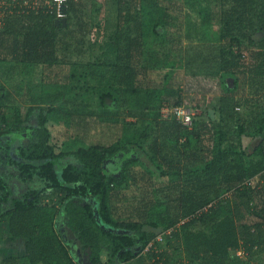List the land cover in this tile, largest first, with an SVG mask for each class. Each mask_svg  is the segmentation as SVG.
<instances>
[{"label": "trees", "instance_id": "16d2710c", "mask_svg": "<svg viewBox=\"0 0 264 264\" xmlns=\"http://www.w3.org/2000/svg\"><path fill=\"white\" fill-rule=\"evenodd\" d=\"M8 1L10 9L0 27V62L21 72L38 64L55 67L61 62L59 30L69 24L76 2L70 1L65 26L50 12L24 5L25 0ZM107 1L115 3L117 20L108 60L101 64L127 84L120 87L123 98L141 110L138 115L130 110V114H136L135 123L145 117L146 125L126 141L119 138L110 144L79 145L57 153L44 126L47 115L42 107L39 140L20 147L17 153L6 145L8 161L21 167L24 179L38 175L46 187L42 193H27L32 198H14L2 212L10 188L0 179V216L7 221L12 237L25 239L26 249L23 256H8L0 264H80L57 225L63 202L67 203L68 226L91 248L92 264H104L105 246L113 255L130 256L136 243L130 231L141 230L147 223L160 230L140 232L144 248L162 232L163 241H156L161 251L164 242L183 244L191 264L205 255V264H250L238 261L237 252L244 250L250 257L264 251V139L253 152L255 159L250 160L242 148V137L249 132L251 120L244 118L240 108L244 103L257 105L259 97L253 96L264 91V0H196L198 20L188 24L187 0ZM195 39L205 40L207 47L188 59L186 41ZM246 41L256 45L248 56L243 49ZM166 56L168 71L160 65ZM196 68L222 78L221 94L209 115L195 113L192 127H187L176 117H163L162 108L166 103H186L180 86L183 71L194 73ZM4 85L0 81V124L15 128L14 120H22L11 114L12 105L5 106L6 98L12 101L13 94ZM100 89L101 100L112 101L110 90ZM248 94L253 96L246 97ZM29 95L27 102L43 98L38 92ZM34 108L30 106L28 114ZM253 131H264V122L262 126L255 123ZM129 141L148 148L156 165L151 168L137 164L136 158L123 159L121 175L129 181L132 194L116 186L122 180L108 173L105 163L115 155L125 157L131 150ZM66 155H73L76 161L58 172L53 159ZM49 188L50 193L46 192ZM88 196L99 206L75 202ZM161 251L149 252L159 256L157 264H181L172 261L171 250Z\"/></svg>", "mask_w": 264, "mask_h": 264}, {"label": "rangeland", "instance_id": "374dc122", "mask_svg": "<svg viewBox=\"0 0 264 264\" xmlns=\"http://www.w3.org/2000/svg\"><path fill=\"white\" fill-rule=\"evenodd\" d=\"M74 1L76 5L70 15L69 26L67 25L64 29L59 30L58 55L61 60L60 63L53 68L38 64L27 67L25 72H21L18 68L13 66L8 68L7 63L2 64L0 62V81L13 94L12 101L6 98L7 104L5 106L10 107L12 105L11 114L14 118L20 115L22 120V122L14 120L15 128L12 125L8 128H2V124H0V179L5 181V187L10 188L7 201H3L2 212L12 205L14 198L21 200L26 197L32 198L33 194L26 196L31 190L45 192L43 189L46 187V182L38 175L25 180L21 167L17 163H10L8 161L10 158L9 152H6V145L8 144L17 153L20 147L33 145L39 140V129L43 127L39 122L42 107L44 108L43 113L47 115L44 126L49 131V140L54 144L57 153L71 148L74 149L79 145L87 146L91 143L110 144L119 138L126 141L132 134H139L140 130L146 125L147 120L145 117L139 118V121L135 123L137 120L136 114L138 115L141 110L138 111L139 108L136 105H128V101L123 98V92H120V89H122L120 87L125 88L127 84L120 83L116 76L114 77L113 72H110L108 68L106 69L101 64V61L108 60L106 53L110 54L108 49L112 47L111 44L114 42L111 34L114 33V22L117 20L115 3L107 0ZM196 8V0H187L186 24L192 20H198ZM206 44L203 39H195L192 42L187 40L185 45L189 54L188 59L198 55V52L207 47ZM255 46L246 41L243 49L246 50L247 56L256 49ZM243 61L245 60L243 59ZM247 61L250 62L251 59L249 58ZM160 65L163 66L164 71L170 70L167 56L165 60H160ZM183 76L185 77L180 86L182 87V94L187 99L185 104L188 108H191V112L194 114L200 112L208 114V111L213 110V106L218 102L221 94L220 82L222 78L202 72L199 68H196L194 73L183 71ZM100 88L104 89L105 92L110 90L114 97L111 98L112 101L105 102L101 100L102 91ZM30 92H38L44 96L42 95L43 98L37 102H27L30 99ZM82 94H84V97H82ZM116 95L118 100H116ZM248 95L246 97L251 98L253 96ZM257 97H259L257 105L244 103L240 108L244 118L251 120V125H249L251 128H248L249 132L244 133L242 137V148L250 154H247L250 160L255 159L253 152L264 139V131H260L261 133H254L255 131H253L255 123L262 126L264 122V91L261 96H253V99ZM27 98L28 100H26ZM19 102L23 103L17 104ZM0 105H2V100H0ZM30 106H35V108L28 114ZM109 108H111L110 111ZM112 109H114V113ZM130 110H136L137 112L135 115H131ZM81 113H84L85 120L81 119L83 118ZM255 116L257 118H253ZM151 140L152 138H150ZM126 143L131 150L125 157L115 155L113 158L107 159L105 163L106 171L110 174H116L118 179L122 180L116 182V186H122L123 191L132 194L133 190L129 181L121 175L123 159L136 158L135 162L137 164L151 168H156V165L148 148L139 147L135 141ZM75 161L73 155L57 156L53 159L55 169L58 172L69 162ZM46 192L50 193L52 189L49 188ZM0 193H3L1 186ZM228 194L225 193V195ZM43 200L49 202V198ZM75 202L80 204L92 202L95 206L98 205V201L93 196H88L87 199L80 198ZM66 204L63 202L59 207L58 228L64 240L72 248L76 260L80 264H87L91 259L90 249L82 244L78 233L68 226L69 215ZM120 204L124 206L126 203L120 202ZM95 217L99 220L98 213H95ZM105 228L108 227L105 226ZM159 230L160 228H155L148 223L141 230L136 228L131 230L130 234L136 238V243L132 247V254L127 257H123L119 253L113 255L109 247L105 246L102 251V262L104 264H157L155 261L159 256L151 255L144 249V239L140 236V232H157ZM24 240L22 237H12L7 221L1 218L0 262L11 255L23 256L26 252ZM164 243L161 247L162 251L164 249L171 250L172 261L176 260L181 264H191L190 257L183 244ZM234 254L236 253L234 252ZM240 257L238 261L244 259L245 262L250 264H264V251L255 253L250 257L243 253ZM206 261L207 255L195 262L196 264H205Z\"/></svg>", "mask_w": 264, "mask_h": 264}, {"label": "built area", "instance_id": "2783aa9c", "mask_svg": "<svg viewBox=\"0 0 264 264\" xmlns=\"http://www.w3.org/2000/svg\"><path fill=\"white\" fill-rule=\"evenodd\" d=\"M71 0H25L24 5L34 8L37 11L41 8L44 12H50L57 19L61 20L63 18H67L69 16V7ZM10 3L8 0H0V27L4 25V17L5 13L10 9ZM17 6V4H14ZM239 108V107H238ZM162 114L165 118L170 116L176 117L183 125L187 127H192L193 125V112H191V108H188L184 103L183 105L173 106L169 104H165L162 108ZM250 183V181H249ZM211 205V204H210ZM182 222H185L184 220ZM174 228L169 229L166 233H171ZM164 233H159L156 240L150 242L146 250H151L155 248L157 251L156 241H163ZM244 250H238V254L242 255Z\"/></svg>", "mask_w": 264, "mask_h": 264}, {"label": "water", "instance_id": "95a60500", "mask_svg": "<svg viewBox=\"0 0 264 264\" xmlns=\"http://www.w3.org/2000/svg\"><path fill=\"white\" fill-rule=\"evenodd\" d=\"M59 21H62L65 26L68 24V19L67 18H63L61 20L57 19V22H59ZM91 252L92 251H90L89 254H91ZM87 264H92L91 259H90V261Z\"/></svg>", "mask_w": 264, "mask_h": 264}, {"label": "clouds", "instance_id": "9594fccd", "mask_svg": "<svg viewBox=\"0 0 264 264\" xmlns=\"http://www.w3.org/2000/svg\"><path fill=\"white\" fill-rule=\"evenodd\" d=\"M239 109V108H238ZM161 233V232H160ZM159 234V233H158ZM157 248L159 249V251H157L155 248H153L157 253L161 251L160 247L158 245H156ZM147 247V246H146ZM146 247L144 249H146ZM152 250V249H151ZM151 250H147L148 252H150Z\"/></svg>", "mask_w": 264, "mask_h": 264}, {"label": "flooded vegetation", "instance_id": "af4514ba", "mask_svg": "<svg viewBox=\"0 0 264 264\" xmlns=\"http://www.w3.org/2000/svg\"><path fill=\"white\" fill-rule=\"evenodd\" d=\"M89 249H90V251H91V248L90 247H88Z\"/></svg>", "mask_w": 264, "mask_h": 264}]
</instances>
